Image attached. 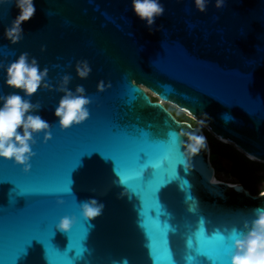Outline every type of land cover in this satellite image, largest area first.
Segmentation results:
<instances>
[{"label": "water", "instance_id": "1", "mask_svg": "<svg viewBox=\"0 0 264 264\" xmlns=\"http://www.w3.org/2000/svg\"><path fill=\"white\" fill-rule=\"evenodd\" d=\"M163 3L149 31L129 0H36L14 45L3 31L17 10L0 6V61L28 52L48 67L51 84L70 73L69 87L83 85L91 99L89 119L61 130L53 113L62 93L40 88L30 98L41 104L52 139H38L27 174L0 160V264H231L214 233L250 219L264 188L252 194L240 182L213 181L204 130L264 162V0L219 8L210 0L204 12L192 0ZM82 59L91 66L86 79L75 73ZM9 91L0 70V94ZM192 131L205 147L188 158L181 141ZM144 139L164 144L165 164L155 176L149 168L143 181L125 182L113 146L125 144L131 155ZM157 188L158 219L140 197L148 189L156 201ZM89 197L104 204L102 215L81 219L71 234L56 231L58 218Z\"/></svg>", "mask_w": 264, "mask_h": 264}, {"label": "clouds", "instance_id": "2", "mask_svg": "<svg viewBox=\"0 0 264 264\" xmlns=\"http://www.w3.org/2000/svg\"><path fill=\"white\" fill-rule=\"evenodd\" d=\"M192 2L198 11L204 12L210 0ZM224 2L215 0V6L219 8ZM129 4L133 15L144 22L149 31L166 11L163 0H129ZM4 5L17 10L3 31L4 39L14 45L24 38L23 25L35 15L36 0H0V6ZM74 68L80 79H86L91 72L87 59L78 60ZM0 70L4 72L5 86L11 90L0 94V160L11 162L27 174L32 169L33 158L37 156L35 147L38 139L42 137L40 143L52 139V125L39 114L42 106L39 101L32 102V95L40 88H54L62 93L53 113L61 130H68L89 119L91 99L83 85H76L74 89L69 87L72 80L70 73H64L55 85L51 84L48 67H41L38 59L28 52H21L7 63L0 61ZM98 87L100 90L103 88L102 85ZM183 135L187 136V140H182L181 144L188 158L205 147L204 137L197 131ZM63 204V199L57 200V205ZM76 207L77 213L58 218L54 224L56 231L71 234L81 219L91 223L104 210V204L93 197L79 201ZM251 214V218L244 219L240 225L223 231L217 229L214 233L221 243L227 245L231 264H264V203L253 207ZM123 264H127L126 259Z\"/></svg>", "mask_w": 264, "mask_h": 264}, {"label": "snow or ice", "instance_id": "3", "mask_svg": "<svg viewBox=\"0 0 264 264\" xmlns=\"http://www.w3.org/2000/svg\"><path fill=\"white\" fill-rule=\"evenodd\" d=\"M135 145V151L132 152L131 155L125 144H117L113 146L114 160L120 169L119 174L125 182L135 180L143 181L144 171L149 168L153 170V176H155L158 174V170L165 164L164 153L166 152V148L162 142L158 140L144 139L136 142ZM157 156L161 157L159 163H153V159ZM142 158L146 159L147 163L142 165V170L133 172V165L139 164ZM178 162L179 161L173 163L178 164ZM163 186L164 185H161L160 187ZM155 191L157 193L156 201L152 200V192L148 189L141 191L140 197L144 206L148 208L147 215L152 217L153 212H156V218L158 219L159 214L156 205L158 202L159 189L157 188ZM195 246L197 249H200L199 241L195 242ZM201 254L205 253L201 252ZM171 264H175V262L173 261Z\"/></svg>", "mask_w": 264, "mask_h": 264}, {"label": "trees", "instance_id": "4", "mask_svg": "<svg viewBox=\"0 0 264 264\" xmlns=\"http://www.w3.org/2000/svg\"><path fill=\"white\" fill-rule=\"evenodd\" d=\"M173 112V110H171ZM176 113V112H174ZM177 114V113H176ZM179 118L190 121V119L183 115L180 116ZM194 125V124H193ZM196 125V124H195ZM205 135H207L208 132L204 130ZM209 134V133H208ZM207 137V136H206ZM209 147H210V155H209V160L214 167L215 171H219L220 167L219 165L215 167V162L220 158V156L229 155V160L231 161V167L228 171V173L232 176L235 177L236 181L235 182H240L244 185L245 188H247L252 194L258 193L259 190L255 189V185L263 179V175L260 174L259 172L262 170V163H259L257 161L251 160L248 157L244 155V153L237 151L234 147H232L228 143H222L220 140H209ZM224 152V153H221ZM246 171V172H244ZM248 174L251 176L253 179V184H249L248 181H246L244 175ZM217 178V177H216ZM234 183V182H230Z\"/></svg>", "mask_w": 264, "mask_h": 264}, {"label": "rangeland", "instance_id": "5", "mask_svg": "<svg viewBox=\"0 0 264 264\" xmlns=\"http://www.w3.org/2000/svg\"><path fill=\"white\" fill-rule=\"evenodd\" d=\"M167 107L170 109V110H173V114L175 115V116H177V117H179V115L180 116H183V115H185V116H187L189 119H190V121H191V124L193 125H199V122L197 121V120H195V119H193L189 114H187L186 112H184V111H182V110H179L178 108H176L175 106H172V105H167ZM174 112H176V113H174ZM206 132H208L207 130H205ZM209 133V132H208ZM207 133V139H209V140H211V139H213V140H215V139H217V140H221L222 141V143H228V144H230L232 147H234L237 151H239V152H241L235 145H233L231 142H229V141H227V140H223V139H220L219 137H217V136H214V135H212V134H208ZM221 153H224V152H221ZM243 153V152H242ZM245 155V154H244ZM246 156V155H245ZM247 157V156H246ZM229 155H226V157H225V155H223V156H220V158L218 159V160H216V162H215V167H217L218 165H219V167H220V170L219 171H215V173H214V177L216 178L217 177V180H222V181H226V182H235L236 181V179H235V177L234 176H232V175H230L229 173H228V171H229V169H230V167H231V161L229 160ZM249 159H251V160H253V158L252 157H250ZM256 161V160H255ZM257 162H259V163H262V165H263V167H262V170L259 172L260 174H262L263 176H264V162H260V161H257ZM244 172H246V171H244ZM244 177H245V179H246V181H248L249 182V184H253V179L251 178V176L250 175H248V174H246L245 173V175H244ZM264 188V177H263V179L261 180V181H259L256 185H255V189L256 190H261V189H263Z\"/></svg>", "mask_w": 264, "mask_h": 264}, {"label": "flooded vegetation", "instance_id": "6", "mask_svg": "<svg viewBox=\"0 0 264 264\" xmlns=\"http://www.w3.org/2000/svg\"><path fill=\"white\" fill-rule=\"evenodd\" d=\"M153 99H154V97H153ZM173 113V112H172ZM175 116V115H174ZM177 119H179V120H183V119H181V118H179V117H177V116H175Z\"/></svg>", "mask_w": 264, "mask_h": 264}, {"label": "bare ground", "instance_id": "7", "mask_svg": "<svg viewBox=\"0 0 264 264\" xmlns=\"http://www.w3.org/2000/svg\"><path fill=\"white\" fill-rule=\"evenodd\" d=\"M213 181H217V178H215L214 176H213Z\"/></svg>", "mask_w": 264, "mask_h": 264}]
</instances>
